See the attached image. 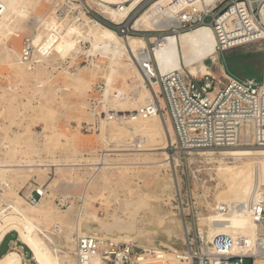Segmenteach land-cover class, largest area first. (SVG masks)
Returning a JSON list of instances; mask_svg holds the SVG:
<instances>
[{
	"label": "rangeland",
	"instance_id": "rangeland-1",
	"mask_svg": "<svg viewBox=\"0 0 264 264\" xmlns=\"http://www.w3.org/2000/svg\"><path fill=\"white\" fill-rule=\"evenodd\" d=\"M63 2H66V12L59 14L58 8ZM129 4L130 2L126 5ZM150 4L148 2L142 4L136 14L130 16V23L134 25L137 18ZM110 7L117 9L118 5L110 4ZM72 10H76L74 14ZM81 14H85L91 21L96 20L106 27L113 23L110 17L102 14L91 0L41 2L36 9L37 16L46 20L53 15L57 17V26L42 28L44 41L49 47L47 57L53 59L52 62H43L39 67L33 69L34 71H29V76L27 75L23 79L17 69L7 67L0 58L1 149L18 152L8 155L10 160L25 155V158L31 159L30 161L36 164L60 165L51 167L42 175L33 171L23 172L15 177V181L10 185V190L0 186V203L4 207L7 201L18 197L24 202L22 205L27 207L31 204L26 202L24 196L30 193L33 186L38 185L40 190L45 191L46 198L43 207L50 209L51 217L42 221V225L33 223L38 228H35L34 225L32 228H34L33 231L36 230L38 241L49 245L48 254L53 264H75L72 256L74 243H68V238L73 237L74 240L75 223L78 221V213L82 206L81 197L86 188L89 191L84 213L88 216L82 217L81 221L90 223L94 220L91 215H97L99 222L104 223L106 227L115 229H113V233H109L104 227H100L107 238H110V235L118 238L133 237L127 241L122 239L117 241H131L140 247H166L165 243L169 244L167 248L183 250L187 243V236L189 233L192 237L195 236L199 226V223L185 224L182 221L183 214L192 213L193 209H196L204 211L206 218L213 216L215 213L212 210L219 204L218 198L224 194L226 196L227 191L233 189V186L228 185L222 178L226 176L227 172H232L234 167L243 168L245 166L243 162L246 159L238 160L236 163H231L233 160L227 161L229 163H218L216 160L211 162L208 158L201 159L196 156L195 160L190 159L189 161L173 160L169 157L170 164L161 168L160 174L156 172V169H146L144 166L142 168L136 165L139 169H130V173L122 169H112L109 170L110 172L107 171L106 175L105 173L95 175L96 163L100 162L103 155L108 154L104 151L127 149L131 145L133 146L132 136L134 133H140L142 131L140 129L144 127L145 132H149L151 129L150 132L160 133L161 120L158 117L140 120L136 118V121L132 120L133 122L128 119V113H135L150 102L151 95L146 87L142 96L135 93L131 78L135 76V72L131 68L129 69L125 62L118 63L119 66L116 65L118 71L112 76L113 92L116 93L118 89H121L124 91V96L121 98L112 92L111 101H107L105 90L108 82L106 77L109 76L106 72L107 69L109 70V60L100 54H89L92 47L91 42L87 39L86 43L83 42V39L77 43H75L76 39H68L70 43L67 40L68 37L79 36L77 34L79 29H74L72 21L78 20ZM207 31L211 32L209 29L197 30V32ZM30 34H32V29L26 27L22 32L12 37L8 45L20 53L24 38ZM80 50L85 52L80 53ZM215 51L216 49L213 47L202 50V55L206 58L205 61L207 60L205 64L211 70L214 72L218 70V73L223 70L239 80L254 79L259 84L263 83L264 52L259 45L244 46L220 53L216 61L211 60L210 57V54ZM78 78L83 80L78 81ZM222 78L223 75H218V79L222 80ZM42 82L46 83L44 85L46 88L42 87ZM101 94L104 96L102 99L106 102V110L118 117L117 122H106L90 114L89 106L92 104V100L95 97L99 98ZM120 100L131 104L121 106ZM107 103L110 106L107 107ZM112 104L119 107V113L123 111L122 113L125 114L120 116L118 112L113 111ZM124 115L128 117H124ZM142 126L143 128H141ZM144 130L139 135H142ZM139 145L142 144H137V146ZM109 154L111 156L107 157V160L112 165L111 167H117L118 164L120 167L125 163L130 167L135 161V163L138 162L132 153ZM147 155L140 157L142 159L157 158L158 160L166 158V155L163 154ZM137 156L135 155L136 158H140ZM161 156L163 159H160ZM216 156L220 157L219 155L213 157ZM73 164L78 165L71 167ZM136 166L132 165L131 167ZM133 170L134 173H132ZM153 170L156 171L153 172ZM123 171L128 174L126 175ZM100 176L105 180L102 183L99 182L102 180ZM167 185H172V190L165 191L164 187ZM123 208L124 211L126 210L125 213ZM128 213L136 217L135 222L134 217L132 221V217ZM120 215V218H114ZM170 220H175L176 224L172 228L178 235L184 233L185 241L182 237H175L172 241H168L163 231L171 227L168 224ZM125 222L133 226L139 225L138 233L135 235L136 231H131L128 235L127 230L122 226ZM204 224L202 223V225ZM39 227H41L40 231ZM95 227L98 228V225L96 224ZM188 227L191 228L190 232L187 231ZM17 236V233H13L4 239L0 247V257L10 251ZM19 246L24 249V264H36L32 260L30 250L23 244H19ZM262 263L264 264V260L260 264ZM245 264H252V261L245 260Z\"/></svg>",
	"mask_w": 264,
	"mask_h": 264
},
{
	"label": "built area",
	"instance_id": "built-area-1",
	"mask_svg": "<svg viewBox=\"0 0 264 264\" xmlns=\"http://www.w3.org/2000/svg\"><path fill=\"white\" fill-rule=\"evenodd\" d=\"M152 1H143L120 26L111 23L106 24L107 27L120 35L143 37L148 41L154 37L156 42L168 35L210 27L217 37L219 54L251 45H259L264 52V0H175L176 18L166 16L159 21V25L172 23L173 27L153 32L134 29L130 16L136 14L142 4ZM58 9L59 14H64L66 2ZM72 11L74 14L76 10ZM156 42H149V50L142 51L136 60L151 100L128 115L139 119L158 117L164 122L169 135L168 157L189 161L192 154L199 151L264 148V74L261 84L254 79L239 80L227 72L222 80L211 75L193 76L186 68L183 72L162 74L154 59ZM32 54L33 48L28 46L26 59ZM102 98L101 94L92 100L90 114L106 122H117L118 117L106 110ZM37 187L33 186L24 196L28 204L34 205L43 197ZM212 211L223 216H248L257 229L255 241L245 236L217 235L207 244L197 227L196 235L192 237L189 233L185 248L180 250L140 247L113 238L76 234L72 256L75 264H245V260L256 264L258 259H264L263 198L254 196L243 204L217 205ZM203 217L204 211L193 209L192 213L183 214L182 221L197 224ZM256 248L259 252H244Z\"/></svg>",
	"mask_w": 264,
	"mask_h": 264
},
{
	"label": "bare ground",
	"instance_id": "bare-ground-1",
	"mask_svg": "<svg viewBox=\"0 0 264 264\" xmlns=\"http://www.w3.org/2000/svg\"><path fill=\"white\" fill-rule=\"evenodd\" d=\"M58 1L59 0H0V58L2 59L3 62L6 63L7 67L9 66L10 68L17 69L18 74L23 79L29 74L28 73L29 71L39 67V65H41L43 62L50 63L53 60L47 57L49 47L44 41V34L42 32V28L44 26H50L53 28L57 26L56 25L57 17L53 15L48 20L43 19L42 17L36 15V9L41 2L55 3ZM143 1L145 0H123V1L122 0H98V1L91 0V2L95 3V6L102 14L109 16L110 20L115 25L118 26L123 24L126 18L129 16V14L132 13ZM128 2H130V4L126 5ZM174 3L175 0H154L137 18L136 22L133 25V28L145 32L170 29L171 27L174 26L172 23L167 26H162L159 25V21L160 19L166 16L170 18H176V14L178 13V10L174 7ZM110 4H117L118 8L114 9L110 7ZM72 24L74 29H79L77 33L79 34V36H75L72 38L68 37L67 40L76 39L75 43H77L81 39H83V42L85 43L88 42L86 41V39L89 40L91 42V47H92L91 50L89 51L90 52L89 54L91 53L100 54L103 58L108 59L110 62V65L108 66L109 70L107 69L106 71L108 72L107 74L109 75L108 77H106V80L108 78L107 80L108 82L106 85L107 88L105 90V94L108 99L107 101H111L110 95L113 92L112 76L118 71L116 65L118 63L121 64L123 62L127 64V67L129 69L131 68L132 70H134L135 76L131 77L133 79L132 87L138 96L140 95L142 96V94H144L143 92L146 85L143 77L141 76L138 70L136 60H139L142 51L147 49L149 50L148 48L149 42L151 43L156 42L154 38H150V40L148 41L142 37H133L126 35H122V37H120V34H118L116 31L100 24L97 21H91V19L88 18L85 14H81L78 20L72 21ZM26 27H30L32 29V34L24 38L22 49L21 52L19 53L16 49L11 48L8 45V42L9 40H12L11 39L12 37L16 36L17 33L22 32ZM203 29H209L211 30V32L210 31L197 32V30H203ZM197 30H193L185 33H179L178 35H168L166 39L160 42H156L154 59L157 67L159 68L162 74L172 71L183 72L184 69L186 68L191 75L197 77L204 75H211L215 79H218V75H223V77H225V72L223 70L221 73L214 72L213 70H211L205 64L207 60L205 61L206 58L202 55L203 49H209V47H213L216 49V51L210 54L211 60L213 59L214 61H216L218 59L219 53L217 52V45L219 44L214 31L210 27H204ZM26 39H29V42H26L25 41ZM28 46H31V48H33V54L29 59H26L25 56L27 55L28 52ZM79 52L84 53L85 51L80 50ZM77 80L79 81L83 79L78 78ZM46 83L48 82L46 81ZM46 83L42 82V87H45L44 85ZM81 83L83 82L81 81ZM113 94L123 98L124 91L118 89L117 92L116 93L113 92ZM120 103L122 104L121 106L123 105L129 106V104H131V103H125V101H121V100ZM118 108L119 107L115 105L112 106L113 111L118 112ZM133 117H134L133 115L129 116L128 119L134 121L136 118ZM167 122H168V128L170 134L173 135V131L169 124V121ZM160 123H161L160 133L158 132L155 133L156 131L150 132L151 129L149 132H145L144 130L145 127L143 128L142 126L141 128L143 129H140V131L144 130L142 135H139L142 131L138 134L133 132L134 133V136H132L133 138L131 137L132 134L130 135V137L132 138L131 141L134 142L133 146L131 145V147H127V149H121V150L110 149L104 151L105 153L107 152L108 154L103 155L100 162H98V164L96 163V167L94 168L96 170L95 175H99L101 173H105L106 175V172L107 171L110 172L109 170L112 169L113 170L122 169L125 171H129L130 169H139V167H137L136 165L141 166L142 168L144 166V168L146 169L147 168L156 169L157 171L153 170V172L156 171L157 173H159L161 168H164L166 165L168 166L170 164L168 162L170 158L168 157L165 151L167 148V144L169 142V135L164 125V122L161 120ZM146 131H148L147 128ZM136 134L137 136H135ZM139 143H141L143 146L142 145L137 146V144ZM15 153L17 154L18 152L17 151L9 152L7 150L4 151L0 147V186L3 189L10 190V185L15 181V177L16 176L18 177V175L23 172L30 173L31 171H33L35 173L36 172L39 173V175H42L51 167L60 166L53 164L51 165V163L47 165L36 164L30 161L31 159L29 160L25 158V155H21L23 157H20L19 155L20 158L15 160L14 159L10 160L8 158V155L9 156L14 155ZM109 153H117V154L132 153L134 155V158L137 159L138 162L135 163L136 161L135 162L133 161L134 164L131 165L129 164L130 167H128L126 163L125 165H121L120 167H119L120 164H118L117 167L116 166L111 167L112 165L109 164L107 160V157L110 158L111 156V154ZM145 154L148 155L151 154L152 156L163 154L166 155V158L164 160H158L157 158L142 159L140 156ZM135 155L136 156L138 155L137 157L140 158H136ZM215 155H219L220 157L217 156L213 157ZM195 156L201 159L208 158L210 159L211 162L213 160H216L218 163H229L227 162L229 160H233V162L231 163H236L238 160L243 161L242 159H246L243 162V164L245 165L243 168L239 169L237 167L236 168L234 167V170L232 172H227L226 176L222 178L228 185H232L233 189L227 191L226 196L225 194L224 196H222L223 195L222 194L221 195L222 197L218 198V202H219L218 205L231 204V203L243 204L246 203L250 197H254V196L259 199L260 198L264 199V148L235 149V150H224L218 152L199 151L197 154H192L191 160H195ZM161 158L163 159L162 156L160 157V159ZM77 165L73 164V166L71 167H76ZM132 165H135L136 167H131ZM125 171L123 172L125 173ZM142 172L144 171L142 170ZM124 173L122 176H124ZM132 173H134V170ZM149 175L151 176V174ZM124 177L123 179H125ZM100 178L102 177L100 176ZM128 180L130 181V179ZM102 181L105 180H103L102 178V180L99 182L102 183ZM172 188H173L172 185H167L166 187H164V190L165 191L172 190ZM36 189L40 190V188L38 187ZM88 191H89L88 188H86L81 197L82 206L80 208V212L78 213L79 214L78 221L77 223H75L76 224L75 234H79L81 236L107 237L106 234L104 235V231L103 230L101 231L100 227H104L106 231H108L109 233L111 232L113 233L115 229L108 226L106 227L104 223L99 222L97 215H91V217H93L94 220L90 223L81 221L82 217L88 216V214L84 213L85 212L84 210L86 209L85 206H87L86 199L88 197V193H87ZM42 193H43V197L36 204L27 207H24L22 205V203L24 204V202H22V200L18 197L13 198L10 201H7L4 207L3 204L0 203V245L7 235L11 233H17L19 241L30 250V252L32 253V260L36 264H53L51 257L48 254L49 245H44L40 243L36 237V232H35L36 230L33 231L34 228H32V225H34L33 223L41 224L42 221L47 220L48 218L51 217L50 209L48 208L46 209L43 207V202L46 198V193L45 191H42ZM125 212L126 210L124 211V213ZM130 213L135 215L137 214L133 212ZM132 214L129 215H131L132 221L134 217V222H135L136 217L132 216ZM120 217L121 215L116 216L114 218H120ZM129 220H131V218H129ZM130 223L127 224V222H125L122 226L124 229L127 230V234L130 233L131 231L132 232L136 231L135 232L136 235V233H138V230L140 229V226L137 224L133 226L131 225L132 223L131 224ZM202 223L205 224L202 225ZM96 224L98 225V228L95 227ZM168 224L171 227L163 231L164 234H166L168 241H172V239L175 237L176 238L182 237V239L185 241L184 233L183 235L180 234L178 235L175 233L174 228H172V226L176 224L175 220H170ZM135 226L138 227L136 228ZM36 227L37 225L35 226V228ZM198 228L201 231V234L203 235L204 242L207 244H210L213 238L217 235H227L231 237L245 236L251 241H255L257 235L256 226L251 221V219L248 216L238 215V214L223 216L220 213H215L213 214V216H209L207 218L203 217L202 219H200ZM40 230L41 227H39V231ZM190 230L191 228L188 227L187 231L190 232ZM110 238H113L115 240L122 239L127 241L133 237L118 238L116 236L110 235ZM68 239H69L68 243L74 242L73 237H69ZM164 245L166 247H169V244L164 243ZM250 251L259 252V249L256 248L252 250H244L245 253H249ZM262 260L264 259H258L256 261V264H260ZM24 261H25V257L16 249L0 257V264H24Z\"/></svg>",
	"mask_w": 264,
	"mask_h": 264
},
{
	"label": "crops",
	"instance_id": "crops-1",
	"mask_svg": "<svg viewBox=\"0 0 264 264\" xmlns=\"http://www.w3.org/2000/svg\"><path fill=\"white\" fill-rule=\"evenodd\" d=\"M217 72H218V70H217ZM4 241V240H3ZM3 243V242H2ZM2 243H1V245H2ZM19 244H22L20 241H19V239H18V236H17V240L16 241H14L13 243H12V246H11V249H10V251H12V250H18L24 257H25V253H24V249L22 248V247H20L19 246ZM1 245H0V247H1ZM9 251V252H10ZM8 253V252H7ZM6 253V254H7ZM4 256V255H3Z\"/></svg>",
	"mask_w": 264,
	"mask_h": 264
}]
</instances>
